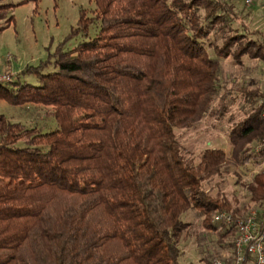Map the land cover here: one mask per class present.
Returning a JSON list of instances; mask_svg holds the SVG:
<instances>
[{"label": "trees", "instance_id": "16d2710c", "mask_svg": "<svg viewBox=\"0 0 264 264\" xmlns=\"http://www.w3.org/2000/svg\"><path fill=\"white\" fill-rule=\"evenodd\" d=\"M91 1L93 16L79 10L53 52L19 71L34 85L0 79V100L47 107L55 123L42 132L0 113V264H178L189 225L180 213L191 209L219 238L234 237L233 224L214 216L237 210L204 185L224 167L264 157V91L254 88L243 92L255 106L227 133L229 156L208 147L194 162L175 136L208 111L234 42L237 57L264 58V35L212 40L235 17L231 4ZM12 6L0 3V19ZM90 24L92 37L63 48ZM246 190L264 205V168ZM259 227L264 233V220Z\"/></svg>", "mask_w": 264, "mask_h": 264}, {"label": "rangeland", "instance_id": "374dc122", "mask_svg": "<svg viewBox=\"0 0 264 264\" xmlns=\"http://www.w3.org/2000/svg\"><path fill=\"white\" fill-rule=\"evenodd\" d=\"M19 1L21 0L0 1L14 4L6 10L5 18L0 19L2 26L4 20L12 16L7 27L0 30V79L11 76V79L34 85L36 79L33 75L21 74L19 71L26 65H36L48 53H52L70 29L76 26L78 11L83 10L85 16L91 17L94 5L91 0H27L18 3ZM225 1L231 4L235 17H228V24L222 30L213 28L210 32L214 34L212 40L219 45L226 36L241 34L244 35L242 40L252 39L256 43L262 41L264 8L258 4L245 7L238 0ZM95 30L94 25L90 24L85 35L77 34L69 38L63 48L71 49L81 40L92 37ZM237 43L234 42L228 55L220 59L219 90L208 111L192 127L175 130L176 139L184 147L187 157L194 162L201 151L208 147L221 149L229 156L231 146L227 133L255 106L254 100L246 96L243 90L254 88L264 91V58L249 57L247 54L237 57ZM209 52L211 53L210 50ZM50 69L48 67L45 70ZM47 109L32 104L12 106L0 100V113L9 121L19 122L25 127H35L42 132L55 127L53 119L46 115ZM247 146L252 152L259 149V145L253 142ZM263 168L264 157L259 160L253 158L244 165L224 167L219 175L206 181L204 186L207 194L224 199L230 209L237 210V214H231L230 211L219 213L229 215L232 219H241L255 211L257 221L264 220V205L251 201L246 190L252 175ZM261 212L263 216H259ZM179 218L189 225L178 241L181 251L178 264H210L214 258L231 256L233 237L219 238L215 231L201 225L200 217L191 209L180 213Z\"/></svg>", "mask_w": 264, "mask_h": 264}, {"label": "built area", "instance_id": "2783aa9c", "mask_svg": "<svg viewBox=\"0 0 264 264\" xmlns=\"http://www.w3.org/2000/svg\"><path fill=\"white\" fill-rule=\"evenodd\" d=\"M240 1L246 7L259 3L264 8V0ZM261 101L260 99L259 103ZM215 218L224 219L227 224L232 223L234 237L229 263H226L223 259L214 258L211 264H264V233L259 227L255 211H251L241 219H232L229 215L223 213H218Z\"/></svg>", "mask_w": 264, "mask_h": 264}]
</instances>
